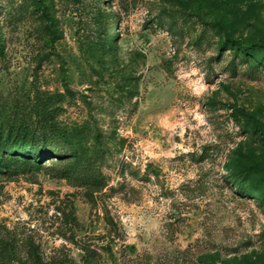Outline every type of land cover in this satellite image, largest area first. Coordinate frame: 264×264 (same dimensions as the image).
<instances>
[{"label":"rangeland","instance_id":"374dc122","mask_svg":"<svg viewBox=\"0 0 264 264\" xmlns=\"http://www.w3.org/2000/svg\"><path fill=\"white\" fill-rule=\"evenodd\" d=\"M45 7L0 0V264H264V0Z\"/></svg>","mask_w":264,"mask_h":264},{"label":"trees","instance_id":"16d2710c","mask_svg":"<svg viewBox=\"0 0 264 264\" xmlns=\"http://www.w3.org/2000/svg\"><path fill=\"white\" fill-rule=\"evenodd\" d=\"M45 1L46 0H33L37 8H39V10L43 11V13L46 14L47 9L45 7ZM115 25H117V23H115ZM117 36L118 34L114 33L113 39L115 40V37ZM225 38H226V41L222 45L221 49L223 51L235 50V48L231 47L232 40L227 31H225ZM94 43L96 44V42ZM108 44L109 42L106 36L104 41L101 43V46H102L101 49L104 50V49L109 48ZM261 48L263 49V47H259L260 50ZM250 49L251 48L248 46L240 45L238 50H240L239 52H242L245 56H247L248 53H250ZM260 53L264 56L263 50L260 51ZM40 130L41 131L39 135L43 139L44 144L49 143L50 145L49 148L51 149L47 153L49 156H56V158L60 159L61 161L67 160L69 156H72L71 154L72 152H74L73 151L74 147L73 145H71V142L67 138L65 131L59 128L58 126L53 125L52 121L50 122V119L47 116L44 118L40 126ZM20 150L22 149L18 148V151ZM24 150L25 151L30 150L31 152H36L38 154V153H45L47 149L44 147L40 151H36L35 149H31V148H24ZM228 173H229L228 175L229 180H231L236 185L238 184L241 185L247 182L249 180V177L252 174L250 168L230 169Z\"/></svg>","mask_w":264,"mask_h":264}]
</instances>
